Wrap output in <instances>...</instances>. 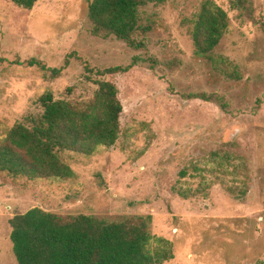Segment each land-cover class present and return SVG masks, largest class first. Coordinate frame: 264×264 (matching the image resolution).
Instances as JSON below:
<instances>
[{
	"label": "rangeland",
	"instance_id": "374dc122",
	"mask_svg": "<svg viewBox=\"0 0 264 264\" xmlns=\"http://www.w3.org/2000/svg\"><path fill=\"white\" fill-rule=\"evenodd\" d=\"M91 1L45 0L24 10L0 0V58L7 61L0 64V145L26 116L42 113L46 93L87 102L97 81L110 80L123 108L112 147L59 154L74 178L25 183L0 173V264H17L9 220L34 208L107 222L150 216L151 234L172 247L163 264H264V0H250L253 20L232 0H211L229 20L213 57L236 68L239 81L195 54L182 23L202 0L142 9L148 31L136 34L138 49L91 34ZM29 59L64 70L51 78L11 64ZM133 59L127 73L97 75ZM200 94L221 98L225 108L193 98Z\"/></svg>",
	"mask_w": 264,
	"mask_h": 264
},
{
	"label": "trees",
	"instance_id": "16d2710c",
	"mask_svg": "<svg viewBox=\"0 0 264 264\" xmlns=\"http://www.w3.org/2000/svg\"><path fill=\"white\" fill-rule=\"evenodd\" d=\"M18 8L31 10L45 0H7ZM162 0H92L88 6L91 34L103 39L114 37L138 49L136 39L141 25L140 12ZM232 9L253 20L250 0H232ZM189 28L195 54L204 57L227 79L239 81L240 74L226 59L214 58V50L228 28L226 12L211 0H202L197 13L182 23ZM264 32V22L261 23ZM128 67L97 71L100 77L127 73ZM7 62L0 58V64ZM67 63V62H66ZM16 66L36 68L58 78L64 68H48L41 61H13ZM86 71H91L86 68ZM91 100L72 103L55 100L51 93L38 102L39 115L26 116L13 126L0 145V173L25 183L65 182L74 178L72 169L59 154L65 151L92 155L98 148H110L120 133L122 105L118 88L110 80L95 83ZM205 102L223 100L204 94L193 96ZM259 104V102H258ZM151 217H132L107 222L91 216L60 217L34 208L9 220L10 242L17 264H163L173 259L169 241L150 232Z\"/></svg>",
	"mask_w": 264,
	"mask_h": 264
}]
</instances>
